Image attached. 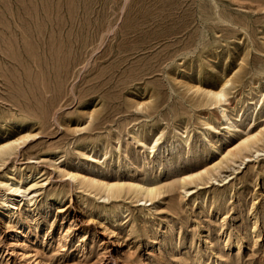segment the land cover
I'll return each mask as SVG.
<instances>
[{
	"label": "rangeland",
	"instance_id": "rangeland-1",
	"mask_svg": "<svg viewBox=\"0 0 264 264\" xmlns=\"http://www.w3.org/2000/svg\"><path fill=\"white\" fill-rule=\"evenodd\" d=\"M0 264H264V0H0Z\"/></svg>",
	"mask_w": 264,
	"mask_h": 264
},
{
	"label": "bare ground",
	"instance_id": "bare-ground-1",
	"mask_svg": "<svg viewBox=\"0 0 264 264\" xmlns=\"http://www.w3.org/2000/svg\"><path fill=\"white\" fill-rule=\"evenodd\" d=\"M224 80H226L224 82H227L228 79H224ZM207 94H209V96H212V97H215V98H221V97L224 96V92L222 90L217 91V92H210L209 91ZM222 111H224V110H222ZM228 125L231 128L230 131H229V133H228L230 135V137L231 136H234L235 133H237V132L240 131V126L239 125H236V124H234L232 122L230 124L228 123ZM249 140H250V138L244 139L243 140V143L241 144V146H244V148H246V149L249 148V144H248V141ZM11 148H12L11 146L4 147L3 148V150H4V153L3 154L4 155L9 154L7 152V150H9ZM229 154H231V153H229ZM207 173H208V171H205V174H207ZM201 174L200 173H197V174H195V176L193 178L190 175L187 176V177H183L182 178V181H183V183L194 182L195 179H199L201 177ZM70 177L73 178V179H77V175L74 174V173H70ZM87 184L89 186H96L99 189L101 188L105 192L106 191L107 192H110L111 193V196H113V197H119L120 194L122 193V191H124V190H127L128 192H132V193H137V194L138 193L139 194L141 193L145 197H149V198L153 197V195L155 193H157V188H155V187H151V186L143 187L140 184L123 183V182H120V181H116V182H104L102 180L89 179L88 182H87Z\"/></svg>",
	"mask_w": 264,
	"mask_h": 264
}]
</instances>
